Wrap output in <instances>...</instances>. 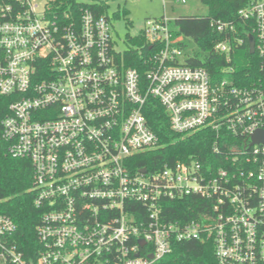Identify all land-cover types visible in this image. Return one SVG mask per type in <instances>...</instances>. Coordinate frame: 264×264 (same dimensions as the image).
<instances>
[{
    "label": "built area",
    "instance_id": "1",
    "mask_svg": "<svg viewBox=\"0 0 264 264\" xmlns=\"http://www.w3.org/2000/svg\"><path fill=\"white\" fill-rule=\"evenodd\" d=\"M47 2L38 13L37 0H0V96L8 101L0 146L32 165L29 190L42 210L36 264H157L173 242L192 239L211 241L218 264H264V144L250 145L264 129V0L238 11L258 60L247 83L231 77V64L216 79L189 64L166 15L147 19L142 46L133 45L141 72L126 65L106 13L85 8L58 24ZM210 24L236 31L231 22ZM232 38L214 46L228 63L243 44ZM154 102L171 131H215L222 163L190 156L150 169L134 164L160 146L145 114ZM185 195L208 205L196 217L169 218L165 202ZM15 231L0 214V264H26Z\"/></svg>",
    "mask_w": 264,
    "mask_h": 264
},
{
    "label": "trees",
    "instance_id": "2",
    "mask_svg": "<svg viewBox=\"0 0 264 264\" xmlns=\"http://www.w3.org/2000/svg\"><path fill=\"white\" fill-rule=\"evenodd\" d=\"M247 0H201L208 9L206 15H181L171 21L174 35H182L183 48L188 53L186 61L194 66L202 65L207 68L212 78L221 77L223 69L234 65L231 77L238 78V83H247L255 78L258 72L256 56L249 53L247 36L250 25L243 22L238 11ZM106 13V5L102 3L87 4L78 0H48L46 14L58 24H65V13L77 12L83 9ZM212 20H221L233 23L236 31L233 33L218 31L211 26ZM240 36L243 44L235 45L231 53V62L225 60L223 54L214 51L216 41L225 36L230 38ZM132 45L141 47L142 35L131 37ZM233 39V38H232ZM147 48H143L145 51ZM137 50L129 47L124 53L127 66H135L141 72L144 70ZM7 99L0 96V118L7 108ZM148 124L157 133L159 148L149 149L140 154L133 163L150 168L162 163L181 161L190 156L198 159L204 165L216 168L221 164L220 155L213 152L212 142L215 131L201 128L192 133H176L171 131L163 108L154 102L146 108ZM32 186V165L25 157H13L7 153L5 145L0 146V214L9 216L16 224V231L11 241L22 252L26 264H36L42 244L37 237L36 226L40 222L42 210L35 206ZM207 204L205 199L195 195H185L165 202L168 217L172 219H190L196 217L201 207ZM6 264H12L7 262ZM157 264H218L215 257L213 243L209 240L175 241L168 256Z\"/></svg>",
    "mask_w": 264,
    "mask_h": 264
},
{
    "label": "rangeland",
    "instance_id": "3",
    "mask_svg": "<svg viewBox=\"0 0 264 264\" xmlns=\"http://www.w3.org/2000/svg\"><path fill=\"white\" fill-rule=\"evenodd\" d=\"M47 0H37V12L42 13ZM87 4L106 5V14L111 20L113 39L120 50L133 47L128 36L140 35L147 19L161 18L166 15L175 19L181 15H206L208 9L201 0H78Z\"/></svg>",
    "mask_w": 264,
    "mask_h": 264
},
{
    "label": "water",
    "instance_id": "4",
    "mask_svg": "<svg viewBox=\"0 0 264 264\" xmlns=\"http://www.w3.org/2000/svg\"><path fill=\"white\" fill-rule=\"evenodd\" d=\"M248 42H249V53H253L254 52V37L253 35H250L248 37ZM253 143H260V144H264V129L261 128H257L251 135V143L250 145H253ZM143 171H145L143 169ZM144 243L143 240L140 241V244L142 245Z\"/></svg>",
    "mask_w": 264,
    "mask_h": 264
}]
</instances>
